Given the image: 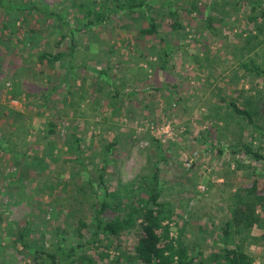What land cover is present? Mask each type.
<instances>
[{
	"label": "rangeland",
	"instance_id": "374dc122",
	"mask_svg": "<svg viewBox=\"0 0 264 264\" xmlns=\"http://www.w3.org/2000/svg\"><path fill=\"white\" fill-rule=\"evenodd\" d=\"M150 1L129 13L114 0H5L41 4L69 26L0 9V264H51L21 234L47 253L78 248L77 264H141L139 228L112 249L86 241L106 191L127 203L141 197L132 183L156 172L173 236L182 231L196 264H223L235 246L264 264V160L246 152L264 156V74L244 67L264 72V0ZM173 11L184 28H172ZM151 19L159 35L144 37ZM242 203L257 221L226 240Z\"/></svg>",
	"mask_w": 264,
	"mask_h": 264
},
{
	"label": "trees",
	"instance_id": "16d2710c",
	"mask_svg": "<svg viewBox=\"0 0 264 264\" xmlns=\"http://www.w3.org/2000/svg\"><path fill=\"white\" fill-rule=\"evenodd\" d=\"M118 3L119 7L123 11L134 13L139 7H144L146 4L151 6L150 0H114ZM154 3V2H153ZM250 4L253 9L260 5L259 2H253L250 0ZM197 4L193 3L191 7L181 8L182 12L192 14V9L197 10ZM0 9L3 10H17L20 12L36 13L44 16L45 20L57 21L62 24L63 27L69 25L65 21L62 15L50 11L49 8L42 6L38 3L31 4H9L5 0H0ZM261 15L264 16L263 8H260ZM176 13L175 11H173ZM92 12H88L90 15ZM175 15V14H174ZM176 19L174 20L172 28L174 30L184 28V25L180 22L178 14L176 13ZM98 19V17H97ZM96 19V20H97ZM209 18L208 22H211ZM252 19V18H251ZM157 23L155 19H151L149 27L140 30V34L144 37H152L159 35L157 30ZM73 34V31H71ZM31 33H35L31 31ZM75 40L72 39L71 53L73 56L75 49ZM67 54L60 52L57 54L44 53L41 55L42 60L48 62L58 61ZM246 70L255 72L258 76L264 74L263 71L258 69L255 65H244ZM235 113L242 119L246 120L250 124H255L253 114L250 111L239 108L235 103L230 104ZM51 133H55V125L51 122ZM246 152L251 154L257 160H264V156L254 152L251 149H246ZM102 179V176H100ZM138 184V183H137ZM136 183H132L131 193L138 192L141 197L137 199H130L129 202L124 203L122 199V191L112 192L106 191L103 198L99 201L98 206L93 208L94 223L91 226V236L88 239L87 244L99 247L102 242L110 243L107 246L109 249L113 248L114 242L119 240L122 233L130 231L135 228H139L140 236L134 247L136 258L141 264H196V256L190 252V244L186 240L185 235L180 232L177 237L173 236L171 223L174 216V212L168 203L161 201V190L159 188V177L156 172L152 179L146 182H140L138 187L134 186ZM146 194V198L142 197V194ZM135 198V197H134ZM247 203L237 204L238 210L234 213V218L226 226L225 237L229 240L231 231L234 227H249L256 223L255 210L252 209L247 212ZM251 205H248V209ZM112 211L115 213L113 218H106V214ZM88 224H83L84 228H88ZM82 237V234H80ZM25 235H20V244L34 252V255L43 263L50 260L51 264H57L61 260L70 261L69 264H77L78 261L73 259L78 254V248L73 247L66 250L64 247H60L54 253H47L38 246H31L24 244ZM86 245V244H85ZM85 245L78 246L79 249H84ZM224 260L223 264H253L252 257L247 254L241 247L235 246L234 248L226 247L224 254L221 256ZM79 264H94L92 258H86L81 256L79 258Z\"/></svg>",
	"mask_w": 264,
	"mask_h": 264
}]
</instances>
